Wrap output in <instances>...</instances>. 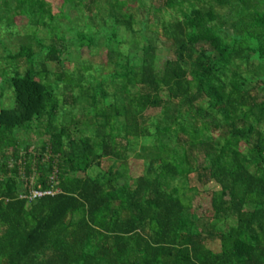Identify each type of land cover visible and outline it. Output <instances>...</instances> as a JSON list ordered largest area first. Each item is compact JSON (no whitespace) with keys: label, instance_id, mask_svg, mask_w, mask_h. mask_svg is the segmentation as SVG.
Returning a JSON list of instances; mask_svg holds the SVG:
<instances>
[{"label":"trees","instance_id":"16d2710c","mask_svg":"<svg viewBox=\"0 0 264 264\" xmlns=\"http://www.w3.org/2000/svg\"><path fill=\"white\" fill-rule=\"evenodd\" d=\"M146 1L136 0L140 9ZM62 2L79 47L103 38L114 72L91 76L99 96L84 76L57 78L73 92L61 104L31 47L11 56L17 68L5 84L16 106L0 111V264H264V0H165L150 9L154 25L140 22L155 45L138 42L131 1ZM1 3L65 42L48 0ZM37 43V58L48 51L65 64L57 45ZM163 46L174 56L158 65ZM86 96L90 108L80 106ZM154 110L161 116L147 115ZM31 132L40 150L22 140ZM132 157L145 161L139 177ZM211 184L213 216L201 218L184 197ZM33 190L58 192L32 200Z\"/></svg>","mask_w":264,"mask_h":264},{"label":"rangeland","instance_id":"374dc122","mask_svg":"<svg viewBox=\"0 0 264 264\" xmlns=\"http://www.w3.org/2000/svg\"><path fill=\"white\" fill-rule=\"evenodd\" d=\"M131 1L132 13L136 16V20L138 24L135 26L137 31L141 29L144 31L139 36V43H147L155 45L157 43V34L148 33L144 27H141L140 22H147L149 20H153L154 11H150L153 5H158L160 7L164 6L165 0H148L146 1L145 8L140 9V5L136 0H124ZM51 4L54 13L60 17V24L62 27V35L66 37L65 42H61L58 40V34L55 32H50V30L39 29L38 27L30 26L29 19H20L17 18L15 20V10L16 3H12V8H7L4 3L0 4V96L2 100L0 101V111L1 108L12 109L16 106V98L15 93L12 91L7 84H5V80L10 78L15 69L17 68L16 61L11 59V56L18 53L19 50L23 47H31L35 53L33 67L34 69L40 70L41 64L45 63L47 69V79L45 82L53 84L52 86L56 89L57 97L61 101V104H64L65 101H69V104H72V91L66 90L65 84L62 82H58L59 77L63 75H68L74 78H80V76H84L87 82L84 83L86 86H93L92 92L93 94H97L99 96L101 81L91 82L93 79L91 76H95V81L98 79L103 80L106 77H109L110 74L114 72V67L108 62V50L104 46V39L101 38L99 40V47L97 48H85L81 49L79 44H77V33L75 31H70L71 27H73L72 23L67 18H64L62 15L63 12V2L62 0H48ZM17 16V15H16ZM72 20L77 22L78 14L72 13ZM6 17V18H5ZM31 19V18H30ZM169 16H167V20H169ZM86 20L79 21L81 28H85L88 22ZM15 22V23H14ZM85 22V23H84ZM14 23V24H12ZM155 20L152 21V25H154ZM58 23L55 24L57 26ZM73 29V28H72ZM130 37L129 35H126ZM136 38V37H134ZM147 41V42H146ZM37 42H41L46 47H50L52 45H57L60 51L63 52L61 56L64 65H58L56 62H51L49 59V52L45 51L41 56L37 58V54L40 53L41 48L39 47ZM137 41L131 45L127 44L122 45L121 51L125 54H131V50H137ZM174 53L171 52L166 46H163L162 50L159 51V61L158 65L164 64L166 59L172 58ZM28 64L21 63L19 70L21 73L25 72ZM90 67V69H88ZM14 68V69H13ZM111 79L108 80V84L105 87V91L107 94L114 93V87L111 85ZM167 97V94L165 95ZM90 96L84 97L81 105L82 107L90 108ZM203 107H206L205 104H202ZM69 108V107H68ZM78 110V107H77ZM78 112V111H76ZM89 112V110H88ZM76 114V113H75ZM81 116V114H79ZM149 117L161 116L160 110H154L147 113ZM75 115H73L70 119H73ZM209 121V120H207ZM37 124V122L35 123ZM80 129L82 126H74L71 128L73 136L78 138L80 136ZM86 129V128H85ZM84 131V128L82 129ZM87 131V129H86ZM88 133V131H87ZM216 137L218 132L215 133ZM23 141H28L31 144V151L40 150V141L41 137L37 134V132H31L29 134H23ZM141 146V145H140ZM139 146V147H140ZM140 151V148H139ZM202 162V160L200 159ZM131 165V175L134 177H139L145 172V161L143 159H139L137 157H132L130 160ZM107 161H103V167L107 168ZM32 182H35L34 178ZM192 186L198 187L196 183V175L192 176ZM217 188L215 184L208 185L207 187H199L197 191L188 190L187 196L184 197L186 202H191L193 210L196 211L197 215L201 218L209 219L213 216L212 207H211V198L212 191ZM227 226L234 225V221H230V223H226ZM226 226V227H227ZM209 246L213 248L215 251L220 250V242L216 241L215 243H209Z\"/></svg>","mask_w":264,"mask_h":264},{"label":"built area","instance_id":"2783aa9c","mask_svg":"<svg viewBox=\"0 0 264 264\" xmlns=\"http://www.w3.org/2000/svg\"><path fill=\"white\" fill-rule=\"evenodd\" d=\"M56 192H58V191L40 192V191H35V190H33L32 195H31L30 198H31L32 200H35V199L40 198V197H42V196H44V195H54V194H56Z\"/></svg>","mask_w":264,"mask_h":264}]
</instances>
